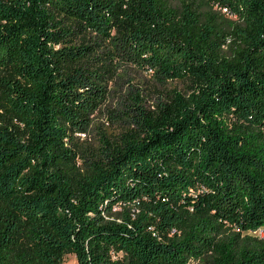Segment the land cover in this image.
I'll return each instance as SVG.
<instances>
[{"label":"trees","instance_id":"trees-1","mask_svg":"<svg viewBox=\"0 0 264 264\" xmlns=\"http://www.w3.org/2000/svg\"><path fill=\"white\" fill-rule=\"evenodd\" d=\"M174 1L0 0V264H264V0ZM64 22L191 94L80 158L108 69Z\"/></svg>","mask_w":264,"mask_h":264},{"label":"rangeland","instance_id":"rangeland-1","mask_svg":"<svg viewBox=\"0 0 264 264\" xmlns=\"http://www.w3.org/2000/svg\"><path fill=\"white\" fill-rule=\"evenodd\" d=\"M169 3L172 7H178L174 0H169ZM64 25L70 27L72 35L71 41L62 46L88 45L87 52L92 55L89 56L86 67L90 70L98 68L99 71L108 69L103 78L106 89L104 102L90 116L87 131L73 137L74 147L80 158L92 159L100 152L105 141L117 142L123 134L134 131L131 117L136 105L148 112H154L158 105L173 97V92L183 96L191 94L193 84L190 81H159L149 73L115 61L108 55L110 47L100 38L80 32L69 22H64ZM243 235L263 241L264 229ZM62 264L77 262L73 255H66ZM188 264L204 262L190 261Z\"/></svg>","mask_w":264,"mask_h":264},{"label":"built area","instance_id":"built-area-1","mask_svg":"<svg viewBox=\"0 0 264 264\" xmlns=\"http://www.w3.org/2000/svg\"><path fill=\"white\" fill-rule=\"evenodd\" d=\"M260 230V229H259ZM258 231V230H257Z\"/></svg>","mask_w":264,"mask_h":264}]
</instances>
